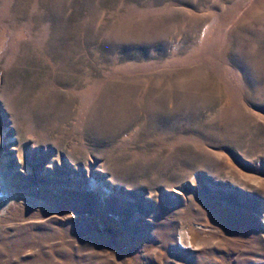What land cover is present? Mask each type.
<instances>
[{"label": "rangeland", "instance_id": "374dc122", "mask_svg": "<svg viewBox=\"0 0 264 264\" xmlns=\"http://www.w3.org/2000/svg\"><path fill=\"white\" fill-rule=\"evenodd\" d=\"M0 169V264H264V0H0Z\"/></svg>", "mask_w": 264, "mask_h": 264}, {"label": "bare ground", "instance_id": "6f19581e", "mask_svg": "<svg viewBox=\"0 0 264 264\" xmlns=\"http://www.w3.org/2000/svg\"><path fill=\"white\" fill-rule=\"evenodd\" d=\"M2 169V168H1ZM0 169V197L5 201L8 202L9 200L12 199V188L9 184V177H4L2 171ZM181 238H184V234L182 233L180 235V240Z\"/></svg>", "mask_w": 264, "mask_h": 264}]
</instances>
